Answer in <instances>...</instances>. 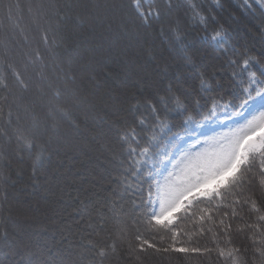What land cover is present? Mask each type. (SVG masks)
Here are the masks:
<instances>
[{
  "label": "snow or ice",
  "instance_id": "6c2138e0",
  "mask_svg": "<svg viewBox=\"0 0 264 264\" xmlns=\"http://www.w3.org/2000/svg\"><path fill=\"white\" fill-rule=\"evenodd\" d=\"M0 10L9 264H264V0Z\"/></svg>",
  "mask_w": 264,
  "mask_h": 264
},
{
  "label": "trees",
  "instance_id": "16d2710c",
  "mask_svg": "<svg viewBox=\"0 0 264 264\" xmlns=\"http://www.w3.org/2000/svg\"><path fill=\"white\" fill-rule=\"evenodd\" d=\"M6 2V0H0V3H4ZM23 2H26V0H23ZM235 2V0H234ZM258 7V5H257ZM3 12L2 10H0V15H2ZM256 17H259V11H257L255 14H254V17H250V19H253V22L254 23H258V20L255 19ZM29 24V20L27 19V17H25V19L21 22V26L22 27H25ZM2 30V29H0ZM29 35H31V33H29ZM202 35V34H201ZM257 48V51L253 54H258L259 50H260V46L257 45L256 46ZM3 69L0 68V72H2ZM230 69L228 70H222L220 74L217 75V79L221 81V83L224 85L225 89H228L229 86H230V79H229V73H230ZM193 86H196L198 85V81H193ZM232 199V197L230 196L228 198V200L225 201V203H228L230 200ZM258 203L261 204V207H262V211H264V200H258ZM201 208L205 207V205H201L200 206ZM241 215H245L247 219H249V222H255V217H256V213H251L249 214V210L247 208L241 210ZM237 223H240L239 220H236V221H233V224L235 226V224ZM237 243L241 242V237H235ZM244 243H247L248 241H243ZM196 258H194V261H195ZM0 264H9L8 262V258L5 254V250H0Z\"/></svg>",
  "mask_w": 264,
  "mask_h": 264
}]
</instances>
